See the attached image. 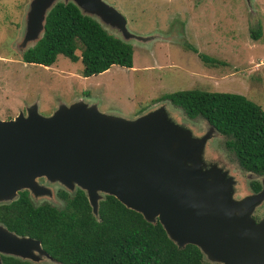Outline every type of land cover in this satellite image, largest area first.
<instances>
[{
	"label": "water",
	"instance_id": "95a60500",
	"mask_svg": "<svg viewBox=\"0 0 264 264\" xmlns=\"http://www.w3.org/2000/svg\"><path fill=\"white\" fill-rule=\"evenodd\" d=\"M244 2L252 13V0ZM58 3L74 5L124 44L155 40L154 34L130 32L104 0H29L15 41L21 54L42 38L46 17ZM201 121L197 126L168 100L133 119L101 113L81 97L58 102L48 116L33 102L25 112L0 120V206L21 192L38 207L41 199L51 201L53 187L69 197L80 190L98 220L99 202L112 196L145 222L158 223L178 248L197 247L206 263L264 264V220L252 218L264 202V174L229 162L213 142L223 136ZM252 181L260 186L257 192ZM2 257L59 264L38 240L0 223V264Z\"/></svg>",
	"mask_w": 264,
	"mask_h": 264
},
{
	"label": "rangeland",
	"instance_id": "374dc122",
	"mask_svg": "<svg viewBox=\"0 0 264 264\" xmlns=\"http://www.w3.org/2000/svg\"><path fill=\"white\" fill-rule=\"evenodd\" d=\"M28 1L0 0V120L25 112L33 102L48 116L58 102L67 105L75 97L92 101L101 113L133 119L166 95L185 90L239 94L264 110V0H252V13L244 0H104L125 18L130 32L154 34L157 40L130 44L132 68L111 66L90 77H82L80 61L63 56L50 67L20 61L15 41ZM256 25L261 36L254 40ZM174 33L172 42L159 41ZM198 54L218 63L207 65ZM224 140L213 142L235 164ZM52 190L51 201L41 204L61 209V189ZM252 218L264 220V202Z\"/></svg>",
	"mask_w": 264,
	"mask_h": 264
},
{
	"label": "trees",
	"instance_id": "16d2710c",
	"mask_svg": "<svg viewBox=\"0 0 264 264\" xmlns=\"http://www.w3.org/2000/svg\"><path fill=\"white\" fill-rule=\"evenodd\" d=\"M250 36L260 38L257 26ZM57 56L80 61L82 77L98 75L111 66L132 68V47L107 34L93 20L68 3L56 4L48 13L42 38L23 52L24 63L50 67ZM207 65L218 63L201 57ZM193 120L204 119L225 139V149L239 168L264 174V110L239 94L185 90L163 97ZM161 101V100H160ZM253 192L260 186L250 182ZM61 209L49 204L33 207L26 192L0 206V223L8 231L40 242L59 264H209L193 245L178 248L162 227L149 224L114 197L99 202L98 220L80 190L73 197L62 191ZM3 264H29L2 257Z\"/></svg>",
	"mask_w": 264,
	"mask_h": 264
},
{
	"label": "flooded vegetation",
	"instance_id": "af4514ba",
	"mask_svg": "<svg viewBox=\"0 0 264 264\" xmlns=\"http://www.w3.org/2000/svg\"><path fill=\"white\" fill-rule=\"evenodd\" d=\"M24 7V6H23ZM23 9V8H22ZM22 14V13H21ZM125 19V18H124ZM257 26V25H256ZM165 34H167V33H165ZM176 36V34L174 33V34H169L168 36H164V37H162L159 41H163V42H172L173 41V39H174V37ZM155 40H157V39H155ZM5 49H7V48H5ZM193 51H194V53L196 52V50L193 48L192 49ZM197 53V52H196ZM22 55V54H21ZM206 57V58H210V57H208V56H206L205 54H198V58L202 61V59H201V57ZM210 59H212V60H214V61H216L215 59H213V58H210ZM21 61V60H20ZM22 62V61H21ZM203 62V61H202ZM24 63V62H23ZM203 63H205V62H203ZM26 65L28 64V63H25ZM32 65V64H31ZM34 65V64H33ZM38 66H40V67H45V66H41V65H38ZM9 119H11V118H9ZM43 204H46V203H43ZM64 205V204H63ZM56 208V207H55Z\"/></svg>",
	"mask_w": 264,
	"mask_h": 264
}]
</instances>
